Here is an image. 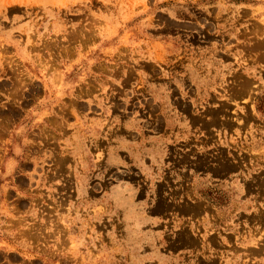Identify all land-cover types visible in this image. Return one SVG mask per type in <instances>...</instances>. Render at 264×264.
Wrapping results in <instances>:
<instances>
[{"label": "rangeland", "instance_id": "1", "mask_svg": "<svg viewBox=\"0 0 264 264\" xmlns=\"http://www.w3.org/2000/svg\"><path fill=\"white\" fill-rule=\"evenodd\" d=\"M0 264H264V0H0Z\"/></svg>", "mask_w": 264, "mask_h": 264}]
</instances>
